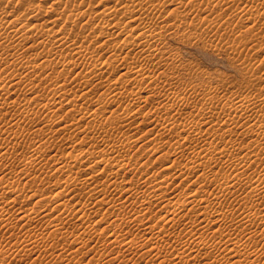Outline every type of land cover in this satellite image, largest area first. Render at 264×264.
Wrapping results in <instances>:
<instances>
[{
  "label": "bare ground",
  "instance_id": "1",
  "mask_svg": "<svg viewBox=\"0 0 264 264\" xmlns=\"http://www.w3.org/2000/svg\"><path fill=\"white\" fill-rule=\"evenodd\" d=\"M35 1L33 2V0H0V70L7 71V74H8L4 76V78L0 79V115H1L0 119H2V115L4 117L5 111L9 112L7 109L16 108V107L18 109L19 107L21 109H25L29 107L30 104H32V102H35L36 99L39 98L38 95L41 94V92H45L48 94L47 97H45L47 99H44L41 96L42 94L39 95L45 101L40 102L39 103L40 105L37 104V108L29 109V110L27 109L26 111H22L20 109L21 110L20 114L25 115L23 117H25L26 119H30V121L31 120L36 121L39 115L46 118L45 123H44V128L40 131H44V130L53 131L54 130L53 126H55L56 127V129L54 130L55 132L57 131V132L66 134V130L67 131L69 130V124H72V123H69L70 121L77 122L78 120L79 122L83 119H87L88 120L87 123L90 122L94 124L95 128H96V124L97 126L99 125V127H103L105 129L104 133H106L108 136L107 139L111 138V135L114 134L115 137L113 136L114 139L111 141V143L109 142L108 145L104 147H101L100 145L97 144L96 150L98 151L96 152L91 151L90 154L92 153L101 154L100 152H102V154L99 155L100 158L98 159H100L102 162L106 164L107 166L106 168H108L109 166L110 172L109 174L108 173L106 174L110 175L111 177L110 179L112 180L113 179L119 180L120 176L123 177L125 176V174L130 173V172L132 174L135 173L133 174V176L136 179L129 178L133 181V183L127 180L130 183L129 182L125 183L122 186V188H120L121 192L117 190L120 196H118L117 199H115L116 196L115 197L112 196L114 198H112L109 201H111V204H112V205L110 204L111 209L112 208L118 209L115 212L117 211L120 212V210L121 211L130 210L131 214L127 213V215L128 214L130 216L132 215V218H129V221L131 219V222H136L135 225L139 229L143 230L145 234L148 235L147 240L145 239L147 241L146 248L149 246L146 252L154 253L153 251H155L154 254L159 253V256L161 255L160 257L162 258L163 253L161 254V252L159 251H162L163 249H165L163 248L160 250V248L166 245L165 242L167 243L165 238L169 236H173L174 238L177 239L175 235L178 234L180 238L182 237L189 238L187 240H191L190 238H193L194 240L195 238H198L199 235L201 236V239H202V236H204L206 233L208 234L209 230L212 231V233L210 232L211 234H215V231L218 230L220 232L222 230V227L226 226L225 228L226 229L229 228L230 232H233V233L228 234V235L227 234L225 235L224 233L223 236L225 238L219 239L217 243L220 245L219 246L220 248L218 249L222 248L221 244H224L227 247L224 249L222 248L221 251L219 250L218 254H216L219 256H214L212 263L210 262L209 264H264V243L260 242L262 243V245H258L256 244L257 242L254 240L255 237H259L261 238V241L262 240L264 241V145H263L264 144V117L257 114L258 112L264 110V99H259L257 97H249V96L242 97V96H237L235 94H229V95L226 93L221 94V92H218L216 88H210V87L190 89L183 93H176L173 95H170L169 93H161V91H157L153 94L147 95L146 90H145V88L152 89V90H156L158 88H166V87L170 88V85H171L170 78L161 79V77H159L158 75H154L151 70L154 68L161 69L164 67H169V65L165 64L166 60L170 59L171 61H176V58H177L176 54L171 53L170 51H166L165 47L160 45L163 41L166 40L167 35H173V36L179 35L182 38L183 37L202 38L204 35H207L215 30H218L221 28L225 29V26L228 25L234 17L238 18L239 21L244 22L245 18L243 16L251 15V14L253 15L248 20L254 25V27L257 26L258 24L259 25L261 24L264 26V7H263L264 0H102V1L99 0V5L101 4V2H104V4L102 5V9L100 10L97 9L96 11H94V8L96 7V5L95 7L93 6L95 2L96 3L98 2V0H42V2L46 4L45 6H43L41 3L38 4V2H35ZM167 6H170V7H167ZM233 7L238 9L237 10L238 12H235V10H233L234 13L231 11L233 14L229 12L228 17L225 19L226 17L225 12L228 13L227 9L230 10ZM242 7L252 8L253 10L250 12L247 11V9L241 10ZM48 11H52L54 13L50 17L48 16L49 18L44 19L43 17H45V14ZM220 11H224V12H220ZM194 30H197V31L195 32ZM95 42L96 44H94ZM38 49H40L41 51L39 54H36L37 57L31 58L29 53L33 50L35 51ZM138 62L143 64L144 66L137 65ZM83 63L84 65H81ZM2 67L3 69H1ZM118 67L121 68L120 69L121 71L117 73L118 75L112 76L114 72L117 71ZM73 71L75 72V78L73 77L70 80H72L71 82H73L72 87L75 88L76 86L77 89L81 88L80 91L82 93L79 91L81 93V95L79 94V96L70 95L68 92L69 90L71 91L72 89L71 88L69 89L66 86V83H70L68 80L69 76H66V75L68 74L70 75V73H73ZM55 74H66V75H63L66 77H63L64 81L62 84L55 83L54 87H52L53 83L51 80L53 76L55 77ZM72 75H74V73L71 74V76ZM61 76L59 77L61 78ZM21 82H24L23 83L24 85L23 87H20L21 88L20 89L18 87L20 84H22ZM88 83L90 84V86L91 85L93 86V91L95 87L97 88L99 85L101 86L102 84L105 83V88L108 86L107 90L109 91L108 92L106 91L107 93L105 92L104 94L105 96L101 95L103 96V99L100 100L99 104L101 105L103 104L104 106H106L108 103L110 105L116 102L118 105L116 103L115 104L119 108H121L122 112L120 113L121 114L123 113V115H120L119 113L115 114V112L110 113V111H112L110 110L108 112L110 113L109 116H103V113L106 111L102 112L101 109H98V112H97V109H91L90 105L86 106L87 107L86 108L85 107L86 104L88 103L90 104V102L94 103L95 101V100L92 101L91 98H89L92 88L87 90L88 88H90ZM18 92L19 93L21 92L22 94H24V96H25V93L31 94L32 96L28 97V99H26L25 97V101L23 100L24 103L22 104L19 103V101L17 103V100L15 99L14 94L17 95ZM73 93L75 94L74 91ZM33 96L36 98H34ZM197 96L206 97L207 101H209V105L205 107L203 104H198L197 102H195L193 98ZM93 99H94V96H93ZM149 99H151V102H152L151 104H153L152 108L149 111L146 108L145 109L147 111L146 110L143 111L141 110L142 109L141 107H140L141 109H138L136 107V105L140 106V104L147 102V100ZM135 107L137 109H135ZM61 109H64V111L62 112L64 116H66L67 114H70L71 112L74 113V112L79 111L80 118L76 119L74 116L73 117L71 116V120L69 118V120L66 121V123L64 122L65 120L63 121V119L56 120V118L58 117H63L62 114L57 116L58 112L62 111ZM31 110L33 111L31 112ZM15 111L16 110H14V112ZM113 111H115V109H113ZM16 114L18 115V112L15 113L14 115ZM11 116H13V114ZM16 116H14V118ZM6 118L7 117L5 116V119ZM137 118H139L138 122L133 125L132 123L135 122ZM7 120H10V119H7ZM26 121H29V120H25V122ZM105 122H109V124L105 125L104 124ZM121 122L124 123L122 125H125L124 127H128L130 131L124 130V127H122L123 129L121 128L122 130L118 129L119 127L118 123H121ZM3 123L6 124V120ZM9 125L12 126V130H13L11 131L12 133H15L14 130L16 128L22 131L24 130V128L21 127L23 125L20 124L19 116L17 120L11 119V122L9 121ZM26 125H24L23 127H25ZM5 126H7V124ZM96 131H95V134H96ZM238 131H242L244 135L240 136ZM11 132L8 131L7 134L8 133L11 134ZM16 137L14 138L15 143H18L16 141ZM93 137L96 139L95 136ZM99 137L101 138V135H99ZM103 137L104 136H102V138ZM8 138H11V137H8ZM0 139H2L1 136H0ZM66 140H67V137H66ZM146 140L152 145V147H150L149 150H151L153 153H156V154L158 153L154 161L162 159L164 157L169 158V159L167 158L169 160L168 161L169 165L163 167L161 171H157L159 169H155L153 172L149 171L148 169L142 170L144 166L149 165V163L151 162L150 157L145 158L143 160L144 155L146 154L145 149H143V153H141V155H137V156L127 153L129 148L137 146L140 142L142 141L145 142ZM3 141L4 140H0L1 147L2 145L5 146V143ZM13 141L14 140H12V142ZM96 141L98 140L96 139ZM6 142H7L6 144L10 143L9 141H6ZM99 143L102 144L101 142ZM47 144L49 145V147ZM47 144H46L47 146L45 145L46 149L49 150V148H52V151H54L53 148L54 147L56 148L57 146V144L55 146L54 141L53 142L47 141ZM143 144L144 143H142V145ZM167 146L169 147V149L167 148L166 150ZM30 147H32L31 144L29 145L28 150L30 149ZM5 149L3 147L2 151H0V157L3 159L9 156L8 154L9 152L7 153ZM44 152H46V150ZM44 152L40 153V151L36 148L30 149V154L28 155L26 153L28 156L25 155L23 158L20 157L22 160L21 164L23 165V166L22 165L20 166H22L25 171L23 175H25V173L27 172L28 173L27 176L30 177L31 176L30 171L37 167H39L42 173L44 174L47 173L46 171L49 168V165H48L49 160L47 161V159H44V157L46 158V155ZM88 152L89 151H87L86 153ZM80 153L81 152L75 153V155L76 154L78 155H76L74 159L71 155L72 160L67 161L65 160L66 159L65 158L61 161L58 160L59 163L57 162V164L54 163L55 166L53 170L57 169V175H58V172L59 174L61 172V174L63 175L62 177H65V182L63 181L62 183V184L65 183L64 185L65 190L66 188L71 189L70 187L75 188V186H78L79 188L80 187L79 184L81 183H85V184L88 183L89 185L87 187L89 188L93 186L95 183L94 181L96 179L93 180V177H91V175L89 177L85 176V178H82L83 175L82 176L80 175V169L83 166L85 167V163L87 162L84 160L85 156L88 155L86 154L85 156H81L79 155ZM103 155H105L104 158L101 157ZM12 157L13 155L10 157V159ZM14 157L16 156L14 155ZM89 157H92V156L90 155ZM41 159H42V162L45 160L47 162L41 163ZM51 159H54V158H51ZM12 160H14V158ZM181 160H184V162H181ZM88 163H86V165H88ZM6 164H3V167L1 165V167L5 168L4 165L7 166ZM103 167L105 168V166ZM104 168L102 170L106 171L105 170L106 168L105 169ZM75 169L77 170L74 171ZM9 170L10 169H8V171ZM49 171H52V170H49ZM12 172L13 171H10V173ZM53 172L54 171H52V174H55ZM93 172L95 174L96 171H93ZM247 173L253 174V177H254V180L250 181V183L248 182L249 179L245 181L244 176L247 175ZM47 175L49 177L52 176L49 174ZM57 175L52 176L53 180L55 176L57 177ZM12 176L13 175H11V177ZM20 176L22 177V175ZM1 177L2 176H0V178ZM191 177H192V180L190 179ZM60 178H61V175H60ZM7 179L8 177L6 178V180ZM33 179H36V178H33ZM61 179L64 180V178H61ZM110 179L107 178L108 181L106 182H109ZM18 180H20V178H18ZM18 180L15 182L12 180L8 182L9 180H7V185L6 184L4 185L6 186V188L0 189V200H2L0 202V229L5 230L7 234H11L12 232V235L16 232L17 233H19L20 231L22 232L23 230L22 233H23V236H25L24 234L30 235V233H32L33 230L35 229L36 226L31 227L29 225H32V223L31 224H28V223L34 222L36 217L39 215L37 211H41V210L36 209V212H33L32 214V213H29L32 210L28 212L27 208L26 210L20 208L21 205H23L22 207L25 208L24 207L25 201L24 202L22 201L23 204L17 203L19 199L17 198L18 196L17 193L19 191L22 192L21 190L22 187L19 189L18 192L15 190L11 191L12 189H14L13 187L19 188V186L21 185V182ZM45 180H46L45 178L40 179L42 183H44ZM174 180H180L181 183L183 181L188 180L189 182L191 181L189 183L190 185L196 184L197 186L193 188L192 190L190 189L191 192L186 193V197L184 198V200H182V202L179 201L180 202L179 203L177 200L181 197L182 194H184V192L182 193L180 191L178 193H171L169 195L170 197L165 198L166 194H168L167 193V189H169L168 186L169 184H172V182L173 183L176 182ZM45 182H48V180ZM56 182H58V180ZM59 182H60V179H59ZM124 182H126V180ZM51 183L50 185H52ZM98 183L101 185V182H98ZM47 184L48 183H46L45 185ZM95 184L97 186V183ZM112 184L114 185L116 183L114 182ZM2 185L3 184H1V186ZM107 185H105L104 188H106ZM94 186L90 188L91 189L90 191H87L88 188L86 189V192H88L90 198L93 196L97 197L98 192H100V195H101V192H102L100 191L101 189L94 187ZM142 188H145V191L147 192L146 194H143ZM6 189L10 190L9 192H12L13 194L10 193L11 195L6 197V193L7 194L9 193L7 192L8 190L6 191ZM94 190L97 192L92 194V192H95ZM40 191L42 192V190ZM48 191H50V189ZM110 191L111 193L114 192L112 190ZM32 192L30 194H32ZM35 192H33L34 194H32L33 197L37 196V197L42 198V196H40L42 195L40 192L38 193L36 190ZM26 193L28 192L26 191ZM103 193H105V191ZM114 193L116 195V192ZM21 195L23 197V194ZM53 195L55 196L56 194H53ZM64 195L62 196L63 198H64ZM239 195L240 196L243 195V197L238 198ZM87 196L85 194V197ZM229 196L231 200L235 198L233 202H235L236 204L243 203L245 206H247V208L249 207L248 210L240 209L241 207L239 206L240 208L237 207L238 214H236V212L234 211L233 215L231 214L232 217L230 219L226 217L225 215L227 213V212L225 213L226 204H224L225 202L223 203V200L224 199H226V201L229 200L227 199V197L229 198ZM22 197H20V199ZM24 197H28V196L24 195ZM57 197L58 198L61 197L60 192L59 194L57 193L56 198ZM78 197L80 196L78 195ZM46 198L48 197L46 196ZM20 199L19 201L23 200V199L21 200ZM162 199H164V202L159 204L160 210H162L161 212H165V213H161L159 211L161 214H158L157 212L158 209L157 211H154L152 209L153 207L152 204L155 203L156 208H157L158 201ZM38 200L36 202H38ZM72 200H74V198ZM86 200H90V199H86ZM102 200L103 198L101 199V201ZM91 201H94V200L92 199ZM244 201H249V203L245 204ZM16 203L20 204V206L18 205L19 209H16L15 211L16 212L15 214L18 215L17 216L18 219L17 217L16 219L19 222L13 221V223H11L10 220H9L10 222L6 220L7 216L11 215L10 210L13 208L12 207L9 210V206L11 204H16ZM62 203L64 202L58 203V205H56L55 208L53 207L56 210V212L61 211L60 214L64 216L61 217L56 214L57 215L56 218L59 220L60 223L56 222L57 224L55 223L53 225L51 224L53 235L49 234V236H51L52 238V236L59 235L56 237L57 238L61 237V239L67 237L68 240L72 238V245H73V243H75L79 239L81 240L82 236L84 235H82L81 230H80L81 235H76V236L73 234L74 232L67 231L64 224L69 223L67 222V220L68 218L71 219L72 215L70 216V214H73V213L72 211L69 214H67V212L65 211L63 213L62 212L63 210H60L59 208V205H62ZM70 203L71 205L72 204L74 205V203L72 202ZM42 205L43 204L39 205V209ZM86 205L88 206V204ZM92 206H95V205H92ZM105 206H107V204ZM66 207H71V206L66 205ZM90 207L91 206H89V208ZM107 207L105 208L106 210H107ZM137 207L139 208V210H136ZM63 208L64 207H62L61 209ZM75 208L76 206L74 207V209ZM43 210H45L44 207L42 208V212ZM48 210L53 211V209H48ZM55 210L53 211V214ZM78 211L80 212V210ZM45 212L46 211H44V213ZM109 212H110V209H109ZM81 213L82 212H80V214ZM41 215H43V213ZM89 215L91 214L89 213ZM75 216H78V215H75ZM123 216H125V214ZM106 217L107 215L105 216V219ZM81 218H84L83 215ZM116 218L117 217H115V219ZM117 219L115 221L119 222L118 220L120 218L118 220ZM161 219H164L163 224L168 223V227L161 225L162 223L159 222V220ZM99 221H100V218L98 219L97 222ZM181 221L185 222L183 223L184 227H181L179 230L177 228L178 231L175 230L176 225H178ZM109 223L113 225L112 222H109ZM83 224L85 225V223H82V227H80L81 229L83 228ZM87 224H89V222ZM87 224L86 226H88ZM124 224L127 225L126 223ZM90 225L88 226L89 228H90ZM98 225L99 224H97V228H98ZM116 225L117 223L115 224V226ZM135 225H133V227ZM122 226L120 227L123 228L124 226L123 227ZM117 227L118 226H116V228ZM38 228H36V231L34 230L35 233L38 231L37 230ZM84 228H85L84 230H87L86 227ZM91 228H92L91 230L94 229L92 225H91ZM214 228H217V229L212 230ZM70 229L72 230V228ZM117 230L115 229L116 232ZM35 233H33V235ZM37 233L40 237L42 238L45 237L44 236L45 233H43V231L42 232L38 231ZM83 233L86 234L85 231ZM119 233L120 231L118 232V234ZM1 234L3 233L1 232ZM94 234L96 233L94 232ZM111 235L113 236V240L112 238L110 239L112 240V243L116 242L118 246H122L124 249L126 245L124 246L122 242L125 240L122 238L119 240L118 238L119 236L117 237L114 231H113V234L111 233ZM111 235L109 234L108 236L112 237ZM3 236H0V237H3ZM13 236L17 237L18 235L16 234ZM20 239L21 238L19 237V239L17 240H20ZM193 240L191 241L192 244H193ZM7 241H8V245L10 246V249L11 247H14V251H13L14 255L19 254L23 256V254L21 253L24 247H21V245H17L16 244L17 242L16 243L9 242L10 239ZM32 242L33 243L31 244H26L29 246L30 251L35 250L33 248V245L36 242L35 240ZM171 242L173 243L175 241L173 240ZM178 242L181 243L182 241L180 242L179 240ZM196 242L198 241L196 240L195 243ZM20 243H22L21 240H20ZM79 243L83 246V241L82 243L81 242ZM168 243L172 244L170 242ZM191 243H188V242L183 243L181 246H179V248L177 247V250L174 246H171L176 251H178L177 253L178 255L174 253L175 257L176 258L178 257V259L180 258V260L182 261L183 256L184 255L187 256L186 252H189L190 255H193L195 253V255L192 256L193 261L197 257H198V260H200L199 257L201 256L202 253L204 256H206L205 253L207 252L210 253L212 248L216 249L218 247L217 243H214L213 241L212 243L199 242L201 243V246L198 243H196L198 244V246L196 245L197 247L195 248L193 247ZM8 245H6L7 248H8ZM190 245H192V247ZM67 246H64L62 250L58 249L59 252L57 253L55 257H57L58 259L65 258L67 253L65 254L64 253L65 251L63 252V250ZM47 248L48 250L50 249L49 251H52V250L54 251V249H56L57 247L55 248L53 245H51L50 248L49 247ZM132 249L133 248H131V250ZM5 250H8V249H5ZM27 250L28 249L25 248V251ZM222 250H225V251L227 250V251L225 253ZM68 251L70 252L71 250L68 249ZM130 252L131 251L129 250L128 254ZM244 252L246 254H242ZM118 254L120 253L118 252ZM189 254H188V257H189ZM210 254H212V251ZM90 255H92V253ZM148 255L150 256V254ZM165 255H168V254H164V256ZM204 256H202L203 258L201 259H204ZM3 257L2 259L4 260ZM142 257L143 256H141V259H143ZM155 257L153 256V258ZM172 257L170 258L172 259ZM159 258L157 259L158 261L160 260V262L164 260V259L161 260ZM188 259L189 261L191 260L190 258ZM173 260H175V258H173ZM7 261L4 263L11 264L8 258H7ZM70 261L68 262L69 264L73 262L72 260ZM81 261H84V260H81ZM122 261H126V260H122ZM166 261L169 262V260H165L164 262ZM185 261L189 263L187 259ZM164 262H161V263H164ZM190 264H191V261H190Z\"/></svg>",
  "mask_w": 264,
  "mask_h": 264
},
{
  "label": "rangeland",
  "instance_id": "2",
  "mask_svg": "<svg viewBox=\"0 0 264 264\" xmlns=\"http://www.w3.org/2000/svg\"><path fill=\"white\" fill-rule=\"evenodd\" d=\"M35 0H33V2H34ZM102 1V0H101ZM35 2H38V4H42L43 6H45L46 4H44L43 2H42V0L40 1V0H37V1H35ZM37 4V3H36ZM104 4V2H101V4L99 5V0H98V2L96 3L95 2V4H94V6L93 7H95V5H96V7L94 8V11H96L97 9L98 10H100V9H102V5ZM97 5H99V6H97ZM47 7V6H46ZM167 7H170V6H167ZM264 7V6H263ZM48 9V8H47ZM243 9H247V11H252L253 9L252 8H247V7H242L241 8V10H243ZM49 10V9H48ZM233 10H235V12H238L237 10L238 9H236L235 7H233L232 9H230V10H228L227 9V11H228V13H226L225 12V14H226V17H225V19L228 17V15H229V12L231 13V14H233L234 13V11ZM226 11V10H225ZM233 13H232V12ZM220 12H224V11H220ZM53 13L54 12H52V11H48L46 14H45V17H43L44 19H47V18H49L51 15H53ZM253 14H251V15H245V16H243L244 18H245V20H244V22L243 21H239V19L238 18H236V17H234L233 19H232V21L228 24V25H226L225 26V29H223V28H221V29H218V30H215V31H213V32H211V33H209V34H207V35H204L202 38H199V37H192V38H185V37H180L179 35L178 36H173V35H167V38H166V40L165 41H163L160 45L161 46H164L165 47V49H166V51H170L171 53H174V54H176V56H177V58H176V61H171L170 59L169 60H166L165 61V64H167V65H169V67H164V68H161V69H157V68H154V69H151L152 70V73L154 74V75H158L159 77H161V79H164V78H170V80H171V85H170V88H168V87H166V88H158V89H156V90H152V89H148V88H145V90H146V94L147 95H150V94H153V93H155V92H157V91H161V93H169L170 95H173V94H176V93H183V92H185V91H187V90H190V89H196V88H201V87H210V88H216V90L218 91V92H221V94H224V93H226V94H235V95H237V96H249V97H257V98H259V99H264V26L263 25H257V26H255L254 27V25L248 20L251 16H252ZM49 16V17H48ZM213 17V16H212ZM215 17V16H214ZM41 18V17H40ZM39 18V19H40ZM44 19H42V20H44ZM195 32L197 31V30H194ZM128 37H130V36H128ZM94 44H96V42L94 43ZM40 49H38V50H33V51H31L30 53H29V55H30V57L31 58H34V57H37V55L36 54H39L40 53ZM135 52V51H134ZM134 52H132V53H134ZM133 61V60H132ZM131 61V62H132ZM81 65H84V63L83 64H81ZM137 65H143V64H141V63H137ZM144 66V65H143ZM1 69H3V67L1 68ZM121 68L120 67H118L117 68V71H115L114 72V74L112 75V76H116V75H118L117 73L119 72V71H121L120 70ZM74 73V75H72L71 76V74H73ZM73 73H70V75L68 74V75H66V74H55V77L53 76L52 77V87H54V85H55V83H59V84H62L63 83V81H64V78L63 77H66V76H69L68 77V80H69V82L70 83H66V86L70 89H72L73 90V88L74 87H72V84H73V82H71L72 80H70L71 78H75V72L73 71ZM6 75H8L7 74V71H4V70H0V79H2V78H4V76H6ZM57 75V76H56ZM62 75V76H61ZM63 75H66V76H63ZM59 76H61V78L59 77ZM71 76V77H70ZM59 80H58V79ZM55 80V81H54ZM25 81V80H24ZM54 81V82H53ZM58 81V82H57ZM61 82V83H60ZM22 84H20V85H22V86H20L19 85V87L18 88H20V87H23V83L24 82H21ZM89 84V83H88ZM107 84V83H106ZM56 85H58V84H56ZM65 86V87H66ZM16 87V88H17ZM82 87V86H81ZM89 87L90 88H88L87 90H89V89H91L92 88V90H91V92H90V95H89V98H91V100L92 101H94V103L93 102H90V104L88 103V104H86L85 105V107L86 106H88V105H90V108L91 109H97V112H98V109H101L102 110V112H104V111H106V112H104L103 113V116H109L110 115V113H112V112H115V114H117V113H119L120 115H123V113L121 114L120 112H122L121 111V108H119L115 103H113V104H110L109 105V103L106 105V106H104L103 104L101 105V104H99V102H100V100H102L103 99V96H101V95H104L105 94V92L107 91H109V90H107V88H108V86L105 88V83L104 84H102L101 86L99 85L97 88L95 87V89H94V91H93V86L91 85L90 86V84H89ZM21 89V88H20ZM81 89V88H80ZM80 89H77V87L75 86V88H74V92H75V94L73 93V91L71 90H69V94L70 95H73V96H79V94L81 95V91H80ZM81 93H80V92ZM47 92H49V91H47ZM84 92V91H83ZM106 92V93H107ZM19 93V92H18ZM17 93V95H15L14 94V96H15V99L17 100V103H18V101H19V103H24V101H25V97H26V99H28V97H31L32 95L31 94H28V93H25V96H24V94H22L21 92L18 94ZM73 93V94H72ZM77 93V94H76ZM42 94V95H41ZM41 94H39V95H41L44 99H47V98H45V97H47V93H45V92H41ZM92 94V95H91ZM38 95V97L40 98H38V99H36V101L35 102H32V104H30V106L29 107H27V108H25V109H21L20 107H19V109L16 107V108H10V109H7L9 112H7V111H5V113H6V115H5V113H4V117H3V115H2V119H0V136L2 137V139H0V140H4L3 142L5 143V146L4 145H2V147H1V144H0V151H2V148L4 147V149L6 150V152L9 154V156L8 157H6V158H1L0 160H2V161H0V176H2L1 178H0V186H1V184H3L1 187H0V189H2V188H6V186H4L5 184L7 185V180H9L8 182H10L11 180L12 181H17L18 180V178H20V180H18V181H20L21 182V185L19 186V188H15V187H13L14 189H12L11 191H19V189L21 188V190H22V192H18L17 193V198H19L20 199V197H22V195L21 194H23V197L21 198V199H23V200H21V201H19V199H18V202L17 203H22L23 204V202H24V207L25 208H23L22 206L23 205H21L20 206V204H11L10 206H9V210H10V208H12L11 210H10V213H11V215H9V216H7V221L8 222H10L11 221V223H13V221H16V222H19L17 219H18V215H16L15 213V211H16V209H19V206H20V208H22V209H24V210H26V208L28 209L27 211L29 212L30 210H32V211H30L29 213H32L33 214V212H36V209L37 210H41V211H37L38 212V216L36 217V219H35V221L34 222H29L28 224H31L32 223V225H29V226H31V227H33V226H36L35 227V231H36V228H38L37 230L39 231V232H42L43 231V233H47L46 235L44 234V238H42V237H40L39 235H38V231L35 233V231L33 230V232L32 233H30V235L29 234H24L25 236H23V230H22V232L20 231L19 233H14L13 235H18L17 237H14L13 235H12V232H11V234H7V232L5 231V230H2V229H0V231L3 233V234H1V232H0V236H6V237H0V242H2V243H0V254H2V255H0V256H2L3 257V255H4V260L2 259V257H0V264H3L4 262H6L7 261V258H8V260H10L9 262L11 263V264H69L68 262L70 261V260H72L73 262L72 263H70V264H117V263H119V264H124L125 262V264H145L147 261V263L146 264H160L161 262H164L165 260H169V262H164V263H161V264H176L177 262V264H183V263H185L186 261V259L189 261V259L188 258H192V256H194L195 255V253L193 254V255H190L189 254V252H186V255L187 256H183V258H182V261L180 260V258L178 259V257L176 258L175 257V254L176 255H178L177 253H178V251H176L177 250V247L179 248V246H181L183 243H186V242H188V243H191V241L193 240V238H190L191 240H187V239H189V238H187V237H182V238H180V236H178V234L177 235H175L176 237H177V239L176 238H174L173 236H169V237H167V238H165V240L167 241V243L165 242V246H163L162 248H160V250L161 249H163V248H165V249H163L162 251H159V252H161V254H162V258L159 256V253H157V254H154L155 253V251H153L154 253H152V252H146L147 250H148V247L146 248V246H147V237H148V235L147 234H145V232L143 231V230H141V229H139L136 225H135V223L136 222H131V219H130V221H129V218H132V215L130 216L129 214L127 215V213H130V210H120V212L119 211H117V212H115L116 210H118V209H111V201H109V200H111L112 198H114L115 196H116V198L115 199H117V197L118 196H120L119 195V192L118 191H120V188H122V186L125 184V183H128L129 181H131L132 183H133V181L131 180V179H129V178H133V179H136L134 176H133V174H135V173H127V174H125V176H120V179L118 180V179H110L111 177H110V175H108L109 174V166H108V168H106L107 166H106V164L104 163V162H102L100 159H98V158H100L99 157V155H101L102 154V152H100L101 154H98V153H92V154H90V152L92 151V152H96V151H98V150H96V146H97V144L98 145H100L101 147H104V146H106V145H108V143L110 142L111 143V141L114 139V134H112L111 135V138H108L107 139V134L106 133H104L105 132V129L103 128V127H99V125L97 126V124H96V128H95V125L94 124H92V123H87L88 122V120L87 119H83V120H81V121H79L78 122V120H77V122L76 121H70L69 123H72V124H69V130L67 131L66 130V134L65 133H60V132H55L54 130L56 129V127L55 126H53V128H54V130L53 131H51V130H44V131H40V130H42L43 128H44V123H45V120H46V118L45 117H42L41 115H39V116H41V117H39L38 116V119L36 120V121H30V119H26L25 117H23V116H25V115H23V114H20V111L22 110V111H26L27 109L29 110V109H35V108H37V104H39L40 102H44L45 100L41 97V96H39ZM2 96V95H1ZM3 96H5V95H3ZM18 96V97H17ZM90 96H92V97H90ZM93 96H94V99H93ZM105 96V95H104ZM34 97V96H33ZM21 100H20V99ZM34 98H36V97H34ZM97 99V100H96ZM194 99V101L195 102H197L198 104H203L205 107L206 106H208L209 105V101H207V98L206 97H204V96H197V97H194L193 98ZM24 100V101H23ZM99 100V101H98ZM22 101V102H21ZM98 101V102H97ZM152 102H151V99H149V100H147V102H145V103H142V104H140V106H137L136 105V107L138 108V109H141V110H150L151 108H152V105L153 104H151ZM31 105H33V106H31ZM40 105V104H39ZM103 106V107H102ZM110 107V109H109V107ZM84 107V108H85ZM112 107V108H111ZM135 107V109H137ZM141 107V108H140ZM87 108V107H86ZM104 108V109H103ZM144 108V109H143ZM146 108V109H145ZM21 109V110H20ZM113 109H115V111H113ZM120 109V110H119ZM10 110H12V111H10ZM14 110H16L15 112H14ZM62 111L61 112H58V114H57V116H59L60 114H62V112L64 111V109H61ZM101 110H99V111H101ZM110 110H112V111H110ZM140 110V111H141ZM146 110V111H147ZM33 110H31V112H32ZM110 111V113H108ZM11 112V113H10ZM18 112V115L16 116V115H14L15 113H17ZM8 113H10V114H8ZM78 113V114H77ZM79 111L78 112H74V113H70V114H67L66 116H64L63 114H62V116L63 117H58V118H56V120L57 119H63V121L66 123V121H68L69 120V118H70V120H71V116L73 117H75L76 119H78V118H80V115H79ZM13 114V116H11ZM72 114V115H71ZM74 114V115H73ZM78 116H77V115ZM105 114V115H104ZM114 114V113H113ZM118 114V115H119ZM258 115H260V116H263L264 117V110H262V111H260V112H258L257 113ZM9 117H8V116ZM22 115V116H21ZM5 116L7 117L6 119H5ZM14 116H16L15 118H14ZM18 116H19V119H20V124H22L23 126L24 125H26L25 127H23V126H21L22 128H24V130L22 131V130H20V129H18V128H16L14 131H15V133H12L11 131H13L12 130V126H10L9 125V121L11 122V119L12 120H17L18 119ZM57 116H55V117H57ZM0 117H1V115H0ZM11 117V118H10ZM54 117V118H55ZM25 118V119H24ZM7 119H10V120H7ZM23 119V120H22ZM138 119L139 118H137L136 120H135V122H133L132 124L134 125L135 123H137L138 122ZM5 120H6V124H7V126H5L6 124L5 123H3V122H5ZM25 120H29V121H26L25 122ZM34 122H36V123H34ZM32 125H31V124ZM75 124V125H74ZM91 124V125H90ZM105 125H108L109 124V122H105L104 123ZM122 124H124V123H118V125H119V127H118V125H117V127H118V129H120V130H122L123 128L122 127H124L125 125H122ZM122 125V126H121ZM147 125V124H146ZM4 126V127H3ZM77 126H79V127H77ZM101 126V125H100ZM103 126V125H102ZM3 127V128H2ZM6 127V128H5ZM9 127V128H8ZM11 127V128H10ZM27 127V128H26ZM29 127V128H28ZM75 127V128H74ZM92 127V128H91ZM97 127H98V129H97ZM133 127H135V126H133ZM141 127H143V126H141ZM27 130H26V129ZM36 128H37V130H36ZM77 128V129H76ZM122 128V129H121ZM14 129V128H13ZM74 129H76V130H74ZM94 129V130H93ZM103 129H104V131H103ZM4 130V131H3ZM30 130V131H29ZM34 130V131H33ZM35 130H36V132H35ZM98 132H97V131ZM101 130V131H100ZM124 130H126V131H130L129 129H128V127H124ZM5 131H10L11 132V134L10 133H8L7 134V132H5ZM19 131V132H18ZM95 131H96V134H95ZM101 133H100V132ZM103 131V132H102ZM21 132V133H20ZM22 132H23V134H22ZM74 132V133H73ZM94 132V133H93ZM6 133V134H5ZM31 133H32V135H31ZM70 133V134H69ZM91 133H93V134H91ZM100 133V134H99ZM133 133V132H132ZM238 133L240 134V136H243L244 135V133L242 132V131H238ZM5 134V135H4ZM27 134V135H26ZM29 134H30V136H29ZM72 134V135H71ZM85 134V135H84ZM105 134V135H104ZM116 134V133H115ZM134 134V133H133ZM9 135V136H8ZM11 135V136H10ZM14 135H15V137H16V135H17V137H16V141L18 142V143H15V137H14ZM91 135V136H90ZM97 135H98V137H97ZM99 135H101V138L99 137ZM141 135V134H140ZM139 135V136H140ZM5 136V137H4ZM11 137V138H8V137ZM85 136V137H84ZM89 136V137H88ZM93 136H95L96 137V139L98 140V141H96V139L93 137ZM102 136H104L103 138H102ZM114 136V137H113ZM21 137H23V138H21ZM30 137H32V138H30ZM40 137H41V139H40ZM66 137H67V140H66ZM72 137V138H71ZM93 139H95V140H93ZM8 138V139H7ZM86 138V139H85ZM88 138V139H87ZM5 139H6V141H9L8 143L9 144H6L7 142L5 141ZM35 139V140H34ZM101 141H100V140ZM106 139H107V141H106ZM11 140V141H10ZM12 140H14L13 142H12ZM24 140H25V142H24ZM84 140H85V142H84ZM104 140V141H103ZM28 141V142H27ZM47 141H51V142H53L54 141V143H55V146H56V144H57V146H56V148L54 147L53 149H54V151H52V148H49V150L48 149H46V146L48 145L47 144ZM12 142V143H11ZM44 142H45V144H44ZM83 142V143H82ZM98 142V143H97ZM99 142H101L102 144H100ZM105 142V143H104ZM22 143V144H21ZM28 143V144H27ZM104 143V144H103ZM142 143H144L143 145H142ZM13 144V145H12ZM19 144V145H18ZM21 144V145H20ZM32 145V147H30V149H38L39 151H40V153H42V152H44L45 150H46V152H44L45 153V155H46V158L44 157V159H47V161L49 160V168H51V169H47V173H42V171H40V169H39V167H37V168H35V169H32L30 172H31V176L29 177V176H27V172L25 173V175H23L24 174V169H23V165L21 164V158H23L25 155L26 156H28L29 154H30V149L28 150V148H29V145ZM47 144V145H46ZM9 145V146H8ZM26 145V146H25ZM46 145V146H45ZM141 145V146H140ZM264 145V144H263ZM8 146V147H7ZM13 146H15V147H13ZM10 147V148H9ZM48 147H49V145H48ZM86 149H85V148ZM143 147V148H142ZM150 147H152V145L146 140L145 142L144 141H142V142H140L137 146H134V147H131V148H129L128 149V152L127 153H129V154H131V155H141V153H143V149H145V151H146V154L144 155V158H143V160L145 159V158H148V157H150V159H151V162L149 163V165H147V166H144L143 168H142V170H146V169H148L149 171H151V172H153L155 169H159V170H157V171H161V169L163 168V167H165V166H167V165H169V163H168V157H164V158H162V159H159V160H155L154 161V159L157 157V155H158V153L156 154V153H153L151 150H149L150 149ZM24 148V149H23ZM167 148L169 149V147L167 146L166 147V150H167ZM10 149V150H9ZM83 149H85V150H83ZM87 149H89V150H87ZM91 149V150H90ZM15 150V151H14ZM19 150V151H18ZM149 150V151H148ZM29 151V152H28ZM84 151V152H83ZM87 151H89L88 153H86ZM149 153H148V152ZM151 151V152H150ZM79 153V152H81L79 155H81V156H85L86 154H88L87 156L89 157L90 155L92 156V157H87V156H85V161H87L86 163H88V161H89V163H88V165H86V163H85V167L83 168H81L80 169V175L82 176L83 175V177L82 178H85V176L86 177H89L90 175H91V177H93V180L94 179H96L97 180V182H96V180L94 181L95 183H97V186H96V184L94 183V187H97V188H99V189H101L100 191H102L101 192V195H100V192H98V195L97 194H95V195H97V197L96 196H93V197H91L90 198V196H89V194H88V192H86V189L88 188L87 186L89 185L88 183H81V184H79L80 185V187L78 188V186H75V188H73V187H70L71 189H69V188H66V190H65V188H64V185H65V183L64 184H62L63 183V181L65 182V177H62L63 175L61 174V172H60V174H59V172H58V175H57V169H55V170H53L54 169V166H55V164L54 163H56L57 164V162H58V160H63V159H65V160H67V161H69V160H72V157H73V159H74V157L76 156V155H78V154H76L75 155V153ZM28 155H27V154ZM85 153V154H84ZM153 153V154H152ZM23 154V155H22ZM54 154V155H53ZM74 154V155H73ZM13 155V157L10 159V157ZM14 155L16 156V157H14ZM64 155V156H63ZM71 155H72V157H71ZM48 156V157H47ZM63 156V157H62ZM68 156H70V157H68ZM21 157V158H20ZM102 158H104L105 157V155H103V156H101ZM9 158V159H8ZM14 158V160H12ZM51 158H56L55 159V161H54V159H51ZM61 158V159H60ZM68 158V159H67ZM87 158V159H86ZM168 158V159H167ZM10 160V161H9ZM16 160V161H15ZM97 160V161H96ZM100 160V161H99ZM15 161V162H14ZM18 161V162H17ZM20 161V162H19ZM46 160L45 161H43V162H47ZM91 161V162H90ZM13 162V163H12ZM42 162V159H41V163H43ZM98 164H97V163ZM181 162H184V160H181ZM7 163V164H6ZM10 163V164H9ZM59 163V162H58ZM91 163V164H90ZM102 163H104V164H102ZM3 164H6L7 166H5L4 165V167L5 168H2L3 167ZM12 164V165H11ZM16 164V165H15ZM178 164V163H177ZM1 165H2V167H1ZM20 165H22V166H20ZM51 165V166H50ZM91 165V166H90ZM20 166V167H19ZM103 166H105V168L103 167ZM11 167V168H10ZM19 167V168H18ZM105 169L106 171H103L102 169ZM8 169H10L9 171H8ZM12 169V170H11ZM19 171H18V170ZM8 172H6V171ZM49 170H52V171H54L53 173H55V174H52V171H49ZM77 169H75L74 171H76ZM82 170V171H81ZM102 170V171H101ZM107 170H108V172H107ZM3 171H5V172H3ZM10 171H13L12 173H10ZM16 171V172H15ZM19 173H18V172ZM93 171H96L95 172V174H94V172ZM23 172V173H22ZM50 172V173H49ZM88 172V173H87ZM104 172V173H103ZM14 173V174H13ZM17 173V174H16ZM92 173V174H91ZM106 173H108V174H106ZM10 174V175H9ZM41 174H42V176H41ZM47 174H49V175H52V176H54V175H57V177L55 176V178H54V180H53V177L52 176H48ZM88 174V175H87ZM7 175V176H6ZM11 175H13L12 177H11ZM18 175V176H17ZM20 175H22V177L20 176ZM60 175H61V178H64V180L63 179H61L60 178ZM4 176V177H3ZM17 176V177H16ZM20 176V177H19ZM48 176V177H47ZM8 177V179L6 180V178ZM24 177V178H23ZM96 177V178H95ZM245 177V181H247V179H249L248 180V182L250 183V181H252V180H254V177H253V174H251V173H247V175H245L244 176ZM250 177V178H249ZM251 177H253V178H251ZM3 178H4V180H3ZM15 178V179H14ZM30 178V179H29ZM33 178H36V179H33ZM41 178H45L46 180L45 181H47L48 180V182H45L44 181V183H42L41 181H40V179ZM49 178V179H48ZM107 178H109L110 180H109V182H106V181H108L107 180ZM26 179H27V181H26ZM52 179V180H51ZM58 180V182H59V179H60V182H59V184H58V182H56L57 180ZM191 180H192V177L190 178ZM189 179V180H190ZM24 180V181H23ZM62 180V181H61ZM118 180V181H117ZM126 180V182H124V181ZM127 180H129V181H127ZM4 183H3V182ZM55 181V182H54ZM110 181H112V182H110ZM174 181H176V182H172V184H169V189H167V193L168 194H166V196H165V198L166 197H170L169 195L171 194V193H178V192H184V194H182L181 195V197L177 200L178 202L179 201H181L182 202V200H184V198L186 197V193H189V192H191L190 191V189L192 190L193 188H195L197 185L196 184H193V185H190L189 183L191 182H189L188 180L187 181H183L182 183L180 182V180H174ZM243 181H244V179H243ZM27 182V183H26ZM40 182V183H39ZM52 182V183H51ZM98 182H101V185L98 183ZM116 183V184H112V183ZM118 182H119V184H118ZM124 182V183H123ZM46 183H48L47 185H45ZM50 183L53 185V187H52V185H50ZM103 183V184H102ZM107 183H108V185H107ZM110 183V184H109ZM130 183V182H129ZM85 184V185H84ZM25 185V186H24ZM63 185V186H62ZM100 185V186H99ZM105 185H107L106 186V188H104L105 187ZM119 185H120V187H119ZM132 185V184H131ZM140 185H142V184H140ZM170 185H172V186H170ZM4 186V187H3ZM24 186V187H23ZM55 186V187H54ZM57 186V187H56ZM59 186V187H58ZM86 186V187H85ZM93 186H91V187H93ZM111 186H113V187H111ZM52 187V188H51ZM77 187V188H76ZM91 187H89L88 189H87V191H90L91 189ZM103 187V188H102ZM133 187V186H132ZM183 187H184V189H183ZM38 188V189H37ZM42 188V189H41ZM53 188H54V190H53ZM116 190H115V189ZM171 188V189H170ZM186 188V189H185ZM16 189H18V190H16ZM28 189V190H27ZM50 189V191H48ZM52 189V190H51ZM61 189V190H60ZM63 189V190H62ZM70 191H69V190ZM99 189H97V190H99ZM103 189V190H102ZM8 189H6V191H7ZM28 192V193H26V191ZM30 190H32L33 192H35V190L39 193H41L42 195H40V196H42V198H40V197H33V195L32 194H34L32 191H30ZM40 190H42V192L40 191ZM77 192H76V191ZM84 190V191H83ZM110 190H112V191H114V192H116V195H115V193L114 192H112L111 193V191ZM118 190V191H117ZM185 190V191H184ZM10 190H8L7 192H9ZM25 191V192H24ZM47 192V194H46V192ZM54 191V192H53ZM66 193H65V192ZM73 191H74V193H73ZM95 191V190H94ZM105 191V193H103ZM108 191V192H107ZM142 191H143V194H146L147 192L145 191V188H142ZM172 191V192H171ZM32 192V194H30ZM59 192L61 193V197L64 195V193H65V195H64V198L62 197H57L56 198V195H57V193L59 194ZM63 192V193H62ZM76 192V193H75ZM97 191H95V192H92V194L93 193H96ZM106 192H107V194H109V195H107L106 194ZM121 192V191H120ZM10 193H12V192H9L8 194L6 193V197L7 196H10L11 194ZM24 193H26V194H24ZM36 193V192H35ZM51 193H53V194H56L55 196L53 195V194H51ZM70 193V194H69ZM90 193V192H89ZM110 193H111V195H110ZM114 193V194H113ZM117 193H118V195H117ZM13 194V193H12ZM28 194V195H27ZM44 194V195H43ZM75 194V195H74ZM80 194H82V195H80ZM85 194H86V196H87V194H88V196L87 197H85ZM142 194V195H143ZM24 195L25 196H28V197H24ZM70 195V196H69ZM78 195L80 196V197H78ZM46 196L48 197V198H46ZM49 196H51V197H49ZM54 196V197H53ZM68 196V197H67ZM73 196V197H72ZM75 196H76V198L78 199H76L75 198ZM84 196V197H83ZM108 196V197H107ZM112 196H114V197H112ZM35 199H33V198ZM89 197V198H88ZM95 197H96V199H95ZM100 197H102L103 198V200L101 201V199L102 198H100ZM107 197V198H106ZM109 197H110V199H109ZM243 197V195H239L238 196V198H242ZM32 198V199H31ZM37 198V199H36ZM50 198V199H49ZM69 198V199H68ZM71 198V199H70ZM74 198V200H75V202L76 201H78V202H76V204H75V202H74V200H72ZM99 198V199H98ZM106 198V199H105ZM164 198V199H165ZM25 199V200H24ZM39 199V200H38ZM46 199H48V200H46ZM86 199H90V200H86ZM94 200V201H91V200ZM114 199V200H115ZM164 199H162V200H159L158 201V207L156 208V204L154 203V204H152V206L155 208H153L152 207V209L154 210V211H157V209H158V214H161V213H165V212H161L162 210H160V203H162V202H164ZM227 199H229V200H227L226 201V199H224L223 200V203L224 204H226L225 206V215H226V217H228L229 219L232 217V215H233V213H234V211L236 212V214H238L237 213V209L238 208H240V209H243V210H248V208H247V206H245L243 203H240V204H236L235 202H233V200L235 199H230V196H229V198L227 197ZM38 200V202H36ZM45 200H46V202H45ZM72 200V201H71ZM2 200H0V202H1ZM23 201V202H22ZM41 201H42V203H41ZM45 202V204H44V202ZM72 202V203H74V205L76 206V210L78 211V210H80V212H82L81 214H80V212L78 211H76L75 209H74V205L72 204L71 205V203L70 202ZM89 201V202H88ZM107 201V202H106ZM60 202H64V203H62V205H59V208H60V210H63L62 212L64 213V211L65 212H67V214H69V213H71V211H72V213L73 214H70V216H71V219H69L68 218V220H67V222H69L68 224L66 223V224H64V226H65V228L67 229V231H69V232H74L73 234L76 236V235H81V233H82V235H84V236H82V238H81V240L79 241H76L75 243H73V245H72V238H70L69 240H68V238L66 237V238H62L61 239V237H56V236H59V235H55V236H52V238H51V236H49V234L50 235H53L52 234V229H51V226L55 223V224H57V223H60L59 222V220L56 218V216L58 215V216H61V217H63L64 215H62V214H60L61 213V211H59V212H56V210L54 209L55 208V206L56 205H58V203H60ZM82 202V203H81ZM88 202V203H87ZM96 202V203H95ZM106 202V203H105ZM232 202V203H231ZM245 202V204L247 203H249V201H244ZM40 203V204H39ZM48 205H47V204ZM91 203H92V205H95V206H92L91 205ZM95 203V204H94ZM99 203H101V204H99ZM180 203V202H179ZM41 204H43L41 207H40V209H39V205H41ZM78 204H79V206H78ZM86 204H88V206L86 205ZM107 204V206H109V207H107V206H105ZM111 204V205H110ZM236 204V205H235ZM12 205H14V206H12ZM19 205V206H18ZM53 205V206H52ZM66 205L67 206H71V207H66ZM83 205V206H82ZM100 205H102V206H99ZM233 205V206H232ZM52 208H51V207ZM74 206V207H73ZM81 206V207H80ZM88 207V209H87V207ZM89 206H91V207H93V208H89ZM105 206V207H104ZM232 206V207H231ZM235 206V207H234ZM240 206V207H239ZM18 207V208H17ZM44 207V209L45 210H43V212H42V208ZM54 207V208H53ZM62 207H64L63 209H61ZM86 207V208H85ZM104 208V210H103V208ZM107 207V210L105 209ZM231 207V208H230ZM233 207H234V209H233ZM238 207V208H237ZM15 208V209H14ZM31 208H33V209H31ZM72 208V209H71ZM83 208H84V210H83ZM138 208V207H137ZM136 208V210H139V208L137 209ZM229 208V209H228ZM247 208V209H246ZM14 209V210H13ZM48 209H53V211L55 210V212H54V214H53V211L52 210H48ZM67 209V210H66ZM109 209H110V212H109ZM226 209H228V210H226ZM231 209V210H230ZM82 210V211H81ZM87 210H88V212H87ZM93 210V211H92ZM113 210V211H112ZM230 210V211H229ZM233 210V211H232ZM44 211H46L45 213H44ZM49 211V212H48ZM52 211V212H51ZM104 211V212H103ZM161 213H160V212ZM232 211V212H231ZM17 212H19V211H17ZM50 213V214H48V213ZM92 212H94V213H92ZM106 212V213H105ZM122 212V213H121ZM124 212V213H123ZM43 213V215H41V214ZM52 213V214H51ZM84 213V214H83ZM89 213L91 214V215H89ZM102 213H103V215H102ZM115 213V214H114ZM119 213V214H118ZM156 213V212H155ZM13 214V215H12ZM18 214V213H17ZM46 214H48V215H46ZM57 214V215H56ZM93 214V215H92ZM113 214V215H112ZM125 214V216H123ZM131 214V213H130ZM232 214V215H231ZM15 215V216H14ZM40 215H41V217H40ZM46 215V216H45ZM53 215V216H52ZM55 215V216H54ZM75 215H78V216H74ZM82 215H83V217L84 218H81L82 217ZM86 215H87V217H86ZM107 215V217H106V219H105V216ZM110 215V216H109ZM115 215H117V216H115ZM235 215V214H234ZM262 215V214H261ZM47 216H49V217H47ZM52 216V217H51ZM103 218H102V217ZM112 216V217H111ZM121 216V217H120ZM128 216V217H127ZM130 216V217H129ZM156 216H158V215H156ZM236 216V215H235ZM15 217V218H14ZM16 217H17V219H16ZM39 217V218H38ZM45 217V218H44ZM53 217H55V218H53ZM80 217V218H79ZM115 217H117L116 219L119 221V222H117V221H115L116 219H115ZM6 218V217H5ZM41 218V219H40ZM53 218V219H52ZM100 218V221L99 222H97L98 221V219ZM126 218V219H125ZM16 219V220H15ZM52 219V220H51ZM112 219H113V221H112ZM124 219V220H123ZM228 219V220H229ZM5 220V221H6ZM10 220V221H9ZM37 220V221H36ZM58 220V221H57ZM70 220H71V222H70ZM105 222H104V221ZM164 219H161V220H159V222H161L160 224L161 225H164V226H166V227H168V223L165 225V224H163L164 223V221H163ZM47 221V222H46ZM49 221H51V222H49ZM53 221V222H52ZM96 221V222H95ZM117 223V225L116 226H118L117 228H116V226H115V222ZM127 221V222H126ZM163 221V222H162ZM57 222V223H56ZM89 222V224H87ZM95 222V223H94ZM109 222H112L113 223V225L111 224V223H109ZM129 222V223H128ZM15 223V222H14ZM82 223H85V225L83 224V230L80 228V227H82ZM115 223V224H114ZM124 223H126L127 225H125ZM183 223H185L184 221L182 222H180L178 225H176V227H175V230H177V228H178V230L181 228V227H184V224ZM52 224V225H51ZM78 224H80V225H78ZM86 224L89 226L90 224L93 226V230H91L92 228H91V225H90V228L88 227V226H86ZM95 224V225H94ZM97 224H99L98 225V228H97ZM110 224H111V226H110ZM122 224H123V226H122ZM132 224V225H131ZM50 225V226H49ZM74 225V226H73ZM76 225V226H75ZM122 226L123 228H121L120 226ZM129 225V226H128ZM133 225H135L134 227H133ZM183 225V226H182ZM26 226V225H25ZM25 226H23V227H25ZM46 226V227H45ZM43 227H45V228H43ZM75 227V228H74ZM84 227H86V229L87 230H84L85 228ZM88 227V228H87ZM114 227V228H113ZM120 227V228H119ZM224 227V228H223ZM222 227V230L219 232L218 230L217 231H215V234H211L212 233V231L211 230H209L208 231V236L205 234L204 236H202V239H201V236L199 235V237H200V239H199V237L198 238H195L194 240L196 241H198V242H196V243H198L200 246H201V243H203V242H209V243H212V241L214 242V243H217V241H219V239H223V238H225L223 235H224V233H225V235L227 234H231V233H233V232H230V229L228 228V229H226L225 227L226 226H223ZM41 228V229H40ZM50 228V229H49ZM70 228H72V230L70 229ZM95 228H97L98 229V231H97V229H95ZM100 228H101V230H100ZM111 228H112V230L114 231V233H116V235H117V237L119 238V240L122 238V239H124L125 241H123L122 243L124 244V249H126V250H124L123 249V247L122 246H118L117 244H116V242H114V243H112V240H113V236L111 235V233L113 234V231L111 230ZM139 231H137L136 229ZM40 229V230H39ZM43 229H45V230H43ZM77 229H79V230H77ZM90 229V230H89ZM115 229L117 230V232L115 231ZM126 229V230H125ZM129 229V230H128ZM215 229H217V228H214V229H212V230H215ZM42 230V231H41ZM80 230H81V233H80ZM89 230V231H88ZM103 230V231H102ZM141 230V231H140ZM177 230V231H178ZM229 230V231H228ZM45 231V232H44ZM47 231H49V232H47ZM50 231H51V233H50ZM76 231V232H75ZM86 232V234L85 233H83V232ZM101 231V232H100ZM120 231V233L118 234V232ZM133 231V232H132ZM176 231V232H177ZM94 232L96 233V234H94ZM104 232V233H103ZM111 232V233H110ZM140 232H141V234H140ZM211 232V233H210ZM227 232V233H226ZM228 232H230V233H228ZM33 233H35L34 235H33ZM91 233V234H90ZM101 233V234H100ZM219 233V234H218ZM21 234V235H20ZM88 234H90V235H88ZM92 234H94V235H92ZM99 234V235H98ZM111 235L112 237H110V236H108V235ZM127 234H128V236H127ZM218 234V235H217ZM10 235V236H9ZM38 235V236H37ZM88 235V236H87ZM91 235H92V237H91ZM132 235V236H131ZM140 235V236H139ZM142 235V236H141ZM146 235V236H145ZM9 236V237H8ZM12 236H13V238H12ZM22 236V237H21ZM36 236V237H35ZM87 236V237H86ZM127 236V237H126ZM134 236V237H133ZM196 236H198V235H196ZM216 236V237H215ZM218 236V237H217ZM234 236H236V235H234ZM19 237L21 238L20 240H21V242L22 243H20V240H17V239H19ZM38 237V238H37ZM47 237H49V238H47ZM54 237H55V239H54ZM83 237H85V238H83ZM98 237H99V239H98ZM220 237V238H219ZM222 237V238H221ZM4 239V241H3V239ZM23 238V239H22ZM27 238V239H26ZM90 238V239H89ZM112 238V240H110ZM131 238H132V240H131ZM143 240V242H142V240ZM144 238V239H143ZM215 238H216V240H215ZM257 240H256V239ZM254 238V240L257 242L256 244H258V245H262V243H264V241L262 240L261 241V238H259V237H255ZM10 239V241L9 242H17L16 244L17 245H21V247H24L23 248V251H22V253L21 254H23V256H21V255H14V247H11V249H10V246L8 245V241L7 240H9ZM15 240V241H13V240ZM37 239V240H36ZM47 239V240H46ZM51 239H53V240H51ZM83 239H85V240H83ZM86 239H87V241H86ZM89 239V240H88ZM97 239H98V241H97ZM146 239V240H145ZM184 239V240H183ZM186 239V240H185ZM206 239V240H205ZM210 239V240H209ZM259 239V240H258ZM35 240V242L36 243H34V245H33V248L36 250H33V251H30V249H29V246L28 245H26V244H31V243H33L32 241H34ZM66 240V241H65ZM74 240V239H73ZM131 240V241H130ZM141 240V241H140ZM164 240V241H165ZM177 241L176 243L175 242H171V241ZM180 240V242L181 243H179L178 241ZM193 240V247L195 248V247H197L198 246V244H196L195 243V241ZM200 240V241H199ZM203 240H205V241H202ZM216 242H215V241ZM26 241V242H25ZM82 241H83V246L79 243V242H81L82 243ZM85 241V242H84ZM133 241V242H132ZM140 241V242H139ZM145 241H146V243H145ZM184 241V242H183ZM186 241V242H185ZM241 241H243V240H241ZM19 242V243H18ZM70 242V243H69ZM87 242V243H86ZM97 242V243H96ZM105 242V243H104ZM111 242V243H110ZM130 242V243H129ZM135 242V243H134ZM168 242H170V243H172V244H169ZM199 242H201V243H199ZM260 242H262V243H260ZM52 243H54V244H52ZM68 243V244H67ZM140 243V244H139ZM143 243V244H142ZM22 244H23V246H22ZM57 244V245H56ZM68 246H67V245ZM70 244H71V246H70ZM80 244V245H79ZM84 244H86V245H84ZM88 244V245H87ZM99 244V245H98ZM114 244V245H113ZM132 244V245H131ZM134 244V245H133ZM142 244V245H141ZM170 245V247H169V245ZM178 246H177V245ZM6 245H8V248H7V246ZM51 245H53L56 249H54V251L52 250V251H49L48 250V248L47 247H51ZM110 245V246H109ZM129 245H130V247H129ZM138 245H140V246H138ZM192 245H190L191 247H192ZM195 245V246H194ZM197 245V246H196ZM64 246H67L64 250H63V252L66 254H68V256H67V254H66V257L65 258H62V259H58L57 257H55L56 255H57V253L59 252V250L58 249H60V250H62V248L64 247ZM74 246H75V248H74ZM93 246V247H92ZM97 246V247H96ZM117 246V247H116ZM136 246V247H135ZM167 246V247H166ZM171 246H174L175 248H176V250L173 248V247H171ZM217 248L215 249H211V251H212V254H210L211 253V251H210V253H205L206 254V256H204L203 255V253L201 254V256L199 257V259L200 260H198V257L196 258V259H194V261H193V258L190 260L191 261V264H204V263H212V261H213V259H214V256H219V255H216V254H218V252H219V250L221 251V249L223 248H226L227 246L226 245H224V244H221V249H218V248H220L219 246V244L217 243ZM89 247V248H88ZM96 247V248H95ZM105 247V248H104ZM108 247H109V249H108ZM119 247V248H118ZM169 247V248H168ZM25 248L26 249H28L27 251H25ZM85 248V249H84ZM122 248V249H121ZM131 248H133L132 250H131ZM137 249V250H135V249ZM167 248V249H166ZM2 249H4V250H2ZM5 249H8V250H5ZM13 249V250H12ZM46 249H47V251H46ZM68 249H70L71 251L69 252L68 251ZM78 249V250H77ZM121 251H119V250ZM127 249H128V251H127ZM142 249V250H141ZM146 249V250H145ZM12 250V251H11ZM57 250V251H56ZM109 250V251H108ZM114 250V251H113ZM118 250V251H117ZM129 250L131 251L129 254H128V252H129ZM145 252H144V251ZM173 250V251H172ZM175 250V251H174ZM7 251V252H6ZM9 251V252H8ZM77 251H78V253H77ZM84 251V252H83ZM164 251V252H163ZM216 253H215V252ZM222 251H224L225 253H226V251L225 250H222ZM24 252H26V253H24ZM99 252V253H98ZM108 252V253H107ZM118 252L120 253V254H118ZM123 252V253H122ZM136 252H138V253H136ZM173 252V253H172ZM13 253V254H12ZM92 253V255H90ZM113 253V254H112ZM122 253V254H121ZM136 253V254H135ZM172 253V254H171ZM175 253V254H174ZM197 253V252H196ZM12 254V255H11ZM55 254V255H54ZM78 254H80V255H78ZM102 254V255H101ZM118 254V255H117ZM148 254H150V256L148 255ZM164 254H170L169 255V257H168V255H165V256H167V257H165L164 256ZM174 254V255H173ZM188 254H189V257H188ZM242 254H246L245 252L244 253H242ZM14 255V256H13ZM69 255H71V256H69ZM127 255H128V257H127ZM133 255V256H132ZM147 255V256H146ZM157 255V256H156ZM9 256V257H8ZM12 256H13V258L14 257H16V258H14V260H13V258H12ZM20 256V257H19ZM74 256V257H73ZM77 256V257H76ZM102 256V257H101ZM104 256V257H103ZM141 256H143L142 258L143 259H141ZM153 256L157 259V258H159V259H164V260H162L161 262H160V260L158 261V259L156 260L155 258H153ZM173 256V257H172ZM202 256H204V259L205 258H207V259H201V258H203ZM213 256V257H212ZM69 257V258H68ZM94 257H95V259H94ZM109 257V258H108ZM114 257V258H113ZM132 257V258H131ZM167 258V259H165V258ZM170 257H172V259L170 258ZM186 257V258H185ZM19 258V259H18ZM75 258V259H74ZM108 258V259H107ZM128 258V259H127ZM168 258H170V259H168ZM173 258H175V260H173ZM184 258H185V260H184ZM211 258V259H210ZM6 259V260H5ZM56 259V260H55ZM77 259V260H76ZM126 260V261H122V260ZM145 259V260H144ZM149 259V260H148ZM209 259V260H208ZM20 260V261H19ZM59 260V261H58ZM65 260V261H64ZM77 262H76V261ZM79 260V261H78ZM81 260H84V261H81ZM98 260V261H97ZM127 260H128V262H127ZM147 260V261H146ZM151 260V261H150ZM170 260H172V261H170ZM179 260H180V262H182V263H180L179 262ZM196 260V261H195ZM198 260V261H197ZM15 263H14V262ZM19 261V262H18ZM62 261V262H61ZM138 261V262H137ZM150 261V262H149ZM190 261H189V263L188 262H186L185 264H190ZM201 261H203V262H201ZM8 262V261H7ZM47 262H49V263H47ZM71 262V261H70ZM80 262V263H79ZM87 262V263H86ZM97 262V263H96ZM135 262V263H134ZM160 262V263H159ZM171 262V263H170ZM176 262V263H175ZM4 264H6V263H4ZM7 264H9V263H7Z\"/></svg>",
  "mask_w": 264,
  "mask_h": 264
}]
</instances>
